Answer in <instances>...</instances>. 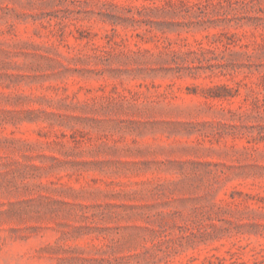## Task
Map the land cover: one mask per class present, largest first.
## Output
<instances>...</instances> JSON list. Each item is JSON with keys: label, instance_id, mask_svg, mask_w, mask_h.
<instances>
[{"label": "rangeland", "instance_id": "rangeland-1", "mask_svg": "<svg viewBox=\"0 0 264 264\" xmlns=\"http://www.w3.org/2000/svg\"><path fill=\"white\" fill-rule=\"evenodd\" d=\"M0 264H264V0H0Z\"/></svg>", "mask_w": 264, "mask_h": 264}]
</instances>
